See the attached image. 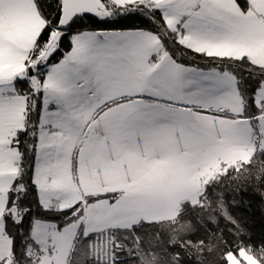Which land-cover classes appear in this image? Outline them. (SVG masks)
I'll return each mask as SVG.
<instances>
[{
  "label": "rangeland",
  "instance_id": "obj_1",
  "mask_svg": "<svg viewBox=\"0 0 264 264\" xmlns=\"http://www.w3.org/2000/svg\"><path fill=\"white\" fill-rule=\"evenodd\" d=\"M145 1L166 13L165 22L179 42L202 48L203 35L209 40L220 32V43H209L220 51L206 54L247 56L264 67V0H248V10L236 0ZM100 14L111 13L102 8ZM218 20L224 23L222 31ZM44 26L35 0H0V258L11 260L3 218L21 160L12 143L26 122L27 96L18 90V79L28 78L43 93L34 181L44 205L63 209L87 196L119 194L115 201L86 204L84 216L67 231L58 226L50 229L47 241L38 237L37 245L43 246L39 264L71 259L70 238L81 232L175 218L182 201L197 203L207 181L254 150L258 130L251 115L243 117L246 108L235 74L207 69L237 81L235 93L219 99L224 86L217 82L219 73L186 80L190 76L165 50L158 33L106 29L120 35L104 44L97 30L73 34L72 49L48 66L41 80L29 76V68L38 70L53 52L49 45L38 57L32 55ZM227 51L237 55H223ZM255 102L264 107L259 99ZM14 215L19 218L15 208ZM113 248L110 240H95L89 250L109 259ZM229 260L260 264L247 254Z\"/></svg>",
  "mask_w": 264,
  "mask_h": 264
},
{
  "label": "snow or ice",
  "instance_id": "obj_2",
  "mask_svg": "<svg viewBox=\"0 0 264 264\" xmlns=\"http://www.w3.org/2000/svg\"><path fill=\"white\" fill-rule=\"evenodd\" d=\"M246 0H241V3ZM41 7H52L48 0H38ZM131 13H122L119 18H109L100 14L99 18L87 16L89 22L97 25H122L135 20L148 22L147 17L133 8ZM163 13L161 9L157 15ZM166 15V13H163ZM85 18L77 17L69 25V31L77 23L83 24ZM187 27V25H186ZM47 31L44 33L46 36ZM97 35L104 38L103 43H109L110 36L120 33L98 29ZM87 35V33H85ZM65 36L64 40L67 41ZM60 53L57 52V55ZM245 83L251 93V119L255 120L258 130L255 148L250 155L244 157L239 165H232L218 171L210 181H207L199 192L197 204L190 207L188 215L195 221L197 227L192 235L177 237L172 235L167 241H161L160 246L137 237L129 246L127 237L125 245L117 248L116 254L125 253L137 264H230L229 257L242 258L244 254L256 258L264 264V107L255 103L259 99L264 105L260 93L264 91V70L246 67ZM18 184L23 182L18 180ZM36 196V185L29 182L10 193L8 208L15 206L17 219L12 211L4 216V235L11 241V260L7 255L0 258V264H39V256L33 254V247L39 244L38 237L49 239L50 229L66 225L67 221L59 215H53V210L43 203V197L30 200ZM241 203L247 204V216L252 223L237 218ZM257 205L261 207L257 208ZM257 211L261 217V228L254 227ZM67 231V227H65ZM179 231V229H176ZM94 234L81 232L70 238L72 259H65L63 264H106L102 253L92 255L89 242L95 241ZM43 251V246L36 248ZM113 264H120L114 260Z\"/></svg>",
  "mask_w": 264,
  "mask_h": 264
},
{
  "label": "trees",
  "instance_id": "obj_3",
  "mask_svg": "<svg viewBox=\"0 0 264 264\" xmlns=\"http://www.w3.org/2000/svg\"><path fill=\"white\" fill-rule=\"evenodd\" d=\"M99 1L101 2L102 8H105L110 11L111 14L108 16L109 18H119L122 13L132 14L131 9L135 8L138 10V13H142L147 17L148 22L146 23L144 20H135L129 24L122 25H97L93 24L92 22H89L86 19V17L89 15L84 14L79 16L81 18H85L83 24L77 23L76 25H73L71 31H69V28L67 30H64L62 38L60 39L58 44H52L51 38L54 33L58 30V25L62 13V1L48 0L52 7L42 8L40 3H38V0H35L41 15L45 20V26L41 30L37 38L32 55L35 58L38 57L45 48L49 47V45L53 47V52L49 55L44 64L39 65L38 70L36 69L37 71L33 68H29V76L37 74L41 80H44L48 66L58 63L64 57L66 52H69L72 49V36L76 32H80L83 30L98 29L152 30L158 33V35L162 38L165 50L177 63L203 70L218 69L220 71H229L235 74L238 79V86L246 108V112L243 117H248L250 115L252 116V111L250 107L251 101L249 99L251 93L247 90L248 85L245 83L246 76L244 73V69L248 67L253 70H264L263 66L252 62L247 56H244L240 59L213 56L193 50L181 44L175 37V33L168 28L163 13L157 15V12L160 11V9L158 8L150 7L143 3L119 6L114 4L111 0ZM236 2L242 10L249 9L250 4L248 0H246V2L244 3H241V0H236ZM91 16L99 18L100 13L98 15ZM46 31L48 34L45 36L44 33ZM65 36L68 37L67 41L64 40ZM57 52H59L60 54L57 55ZM16 86L21 93L26 94L27 108L25 126L17 131L12 143V145H16L18 147L21 153V160L19 162L18 174L14 178L12 185L8 191V201L10 199V193L22 187L23 184H28L29 182L36 185V196L32 197L30 194V200L40 197L39 188L34 181V171L37 160L38 129L42 116L43 93L42 91H35L34 88L31 86L28 78L18 79L16 82ZM225 115H229V113H225ZM252 123L254 125V122ZM236 165H239V163ZM18 180L22 181L23 183L18 184ZM118 196L119 194L117 192L98 196H87L85 197V201L76 203L71 207H66L63 209H56L51 207V209L53 210L52 214L59 215L61 218L67 221L66 225L59 226L60 228H64L70 223L77 221L84 216L86 204L98 201L103 198H108L112 201H115ZM8 201L6 210L4 211V216L7 214L8 211H12L14 214L15 206L12 209H9ZM194 204L197 203H192L189 200L182 201L178 213L173 219L155 222H148L142 220L129 229H114L94 234L97 241L100 242V240H110L114 246L112 253H110L111 256L109 257V259L103 258L104 261L106 262V264H113L114 260L119 261L120 264H137V262L133 258L128 257L123 252H121L119 255L116 254L115 250L125 245V237H127V243L129 246H134L132 244V241H134L137 237H140L145 242L151 240L153 244L159 247L161 241L167 242L172 235H175L177 237H187L192 235L193 230L197 227V225L195 221L188 215V212L190 210V207ZM240 206L242 208L237 213V218H242L243 220H248L249 223H252V221L249 220L247 216H244L247 211V204L241 203ZM259 207L261 206L257 205V208ZM254 227L257 231H259L261 228V217L258 211L255 216ZM176 229H179V231H176ZM92 243H94V241L89 242V248H91ZM36 248L40 247L35 244L33 247V254L39 256V253L41 252H37ZM72 258L73 256H71V259Z\"/></svg>",
  "mask_w": 264,
  "mask_h": 264
},
{
  "label": "crops",
  "instance_id": "obj_4",
  "mask_svg": "<svg viewBox=\"0 0 264 264\" xmlns=\"http://www.w3.org/2000/svg\"><path fill=\"white\" fill-rule=\"evenodd\" d=\"M111 1L114 4L119 5V6H127V5L142 4V3L145 4V5H148V3H149L148 1H145V0H119V1L111 0ZM148 6H150V5H148ZM150 7H153V6H150ZM154 8H158V7H154ZM217 22L219 23V26H220V28H219L220 30L219 31H222L224 29V23L222 21H220V20H218ZM261 23L264 24V20H261ZM219 38L221 39L220 32H217V33L213 34L210 37L209 40H208V37L203 35V46H202V48H198V47L193 46L191 44H188L186 42H182V43L180 42V43L183 44V45L185 43V44L188 45L187 47H189V48H191L193 50L199 51V52L215 54L212 51L218 52L220 50L219 49H215V47L211 48V46H209V43L212 42V44H219L220 43V39ZM223 55H228V56H231V57H235L237 54H234L233 52H228L227 51V52H223ZM177 64H179V63H177ZM179 65L182 66L181 71L184 74H187V75L190 76L186 80H195V79H197L199 77H205V73H207V71L214 72V73H219V75L217 76V82H222L223 85H224L223 88L221 89V93H220L219 99L224 98L229 93L233 95V93H235V89H237V85H236L237 81L233 80V79H230L229 77H225V75H224V77H225L224 78L223 77L224 72H219V71H215V70H199V69H195V67L186 66V65H182V64H179ZM187 87H188V89H191V86L188 85V84H187ZM208 92L210 94H213L212 91H208ZM231 143L232 142H230V144ZM236 164H238V163H235V164H232V165H236Z\"/></svg>",
  "mask_w": 264,
  "mask_h": 264
},
{
  "label": "water",
  "instance_id": "obj_5",
  "mask_svg": "<svg viewBox=\"0 0 264 264\" xmlns=\"http://www.w3.org/2000/svg\"><path fill=\"white\" fill-rule=\"evenodd\" d=\"M62 13L58 25V30L51 38L52 44H58L62 38L64 30L69 28L71 22L80 15H98L102 11L99 0H61Z\"/></svg>",
  "mask_w": 264,
  "mask_h": 264
}]
</instances>
